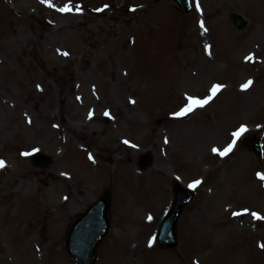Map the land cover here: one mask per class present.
<instances>
[{
    "label": "rangeland",
    "instance_id": "obj_1",
    "mask_svg": "<svg viewBox=\"0 0 264 264\" xmlns=\"http://www.w3.org/2000/svg\"><path fill=\"white\" fill-rule=\"evenodd\" d=\"M190 1L184 12L172 0H0V264H75L66 230L105 188L111 227L95 264H264V219L252 216L264 217V156L248 145L260 135L264 149V0ZM239 125L235 149L214 153ZM73 147L95 151L90 171ZM37 149L52 162L22 155ZM173 176L201 183L164 248L153 238ZM161 179L165 200L149 196Z\"/></svg>",
    "mask_w": 264,
    "mask_h": 264
},
{
    "label": "water",
    "instance_id": "obj_2",
    "mask_svg": "<svg viewBox=\"0 0 264 264\" xmlns=\"http://www.w3.org/2000/svg\"><path fill=\"white\" fill-rule=\"evenodd\" d=\"M181 8L188 11L190 0H174ZM233 21L237 28H241L246 20L240 14L233 15ZM259 153L258 144H256ZM35 164H45L50 161L49 157L38 155L34 158ZM144 162V161H142ZM143 164V163H142ZM176 198L170 212L164 219L160 227L157 241L160 245L171 247L177 244L175 226L178 217L181 214L183 206L189 202L194 192L182 188L179 185L175 187ZM109 193L103 195L98 201L93 203L87 212L83 213L75 220L67 233L66 250L78 264H94L96 260V248L99 242L109 229Z\"/></svg>",
    "mask_w": 264,
    "mask_h": 264
},
{
    "label": "snow or ice",
    "instance_id": "obj_3",
    "mask_svg": "<svg viewBox=\"0 0 264 264\" xmlns=\"http://www.w3.org/2000/svg\"><path fill=\"white\" fill-rule=\"evenodd\" d=\"M41 2H45V0H41ZM49 6H51L50 0H49ZM197 10H199L200 6L199 4L196 5ZM59 11L61 12H71L73 11V8L71 5H65L63 8H60ZM76 11L79 12L80 8L77 7ZM98 11H101V9H98ZM200 27L202 29H204L205 31H207V29L204 28V24L203 22L200 23ZM248 61H252L254 59L253 56H248L246 58ZM252 81L249 80L247 81L245 84L242 85L243 89H248L251 85H252ZM223 86L222 85H213L212 88L210 89V94L208 95L207 98L205 99H198V98H194V97H187L188 103L186 104V106L184 108H182L179 112H177L175 115L177 116H186L189 113L193 112L195 109L197 108H202L204 107L207 103H209V101L216 96V94L221 90ZM105 115H108V113H105ZM247 131V128L244 126H241L236 132L232 133V142L225 147L223 150L217 149V148H213V152L217 153L218 155H220L221 157H225L227 156L229 153H231L236 145L237 140ZM125 144H128L129 142L127 140L124 141ZM133 147H135V145H132ZM34 151H38L34 150ZM22 155L28 156L31 155V153H22ZM89 159L91 160L92 157L91 155H89ZM5 167V163L4 161L0 160V168ZM260 179L262 181H264V175H260ZM199 183H201L200 181H194L192 184L189 185L190 188H195ZM248 210L245 209V212H247ZM233 215H241V213H236L234 212ZM252 216L254 219H264V217H261L259 214L253 212ZM149 220L152 219L151 216L148 217ZM155 238H153L154 240ZM153 240L149 241V247L152 246ZM262 248H264V245H261Z\"/></svg>",
    "mask_w": 264,
    "mask_h": 264
},
{
    "label": "bare ground",
    "instance_id": "obj_4",
    "mask_svg": "<svg viewBox=\"0 0 264 264\" xmlns=\"http://www.w3.org/2000/svg\"><path fill=\"white\" fill-rule=\"evenodd\" d=\"M244 136V135H243ZM243 136H241V138H243ZM82 138L84 139V137L82 136ZM240 138V139H241ZM240 139L238 140V142L237 143H239L240 142ZM76 146V145H75ZM68 149V148H67ZM235 149V148H234ZM73 150H75V151H77L79 154H80V156H81V159L83 160V162L84 163H86L87 164V166H88V170L90 171V169H92V167L91 166H93L95 163H94V161H96V159H94V161L93 162H90L88 159H87V155H86V151H85V149H83V148H81V147H73ZM91 153L92 154H94L95 155V151H91ZM119 159H122V157H119ZM98 162V161H97ZM96 162V163H97ZM118 163H122V168H123V170H125V172L127 173L126 174V177H124V178H126V180H127V184H129L130 183V181H129V179H132V177H133V171H132V169H131V167H130V165H128L126 162H124V161H118ZM98 166V165H97ZM106 170V169H105ZM103 171V170H102ZM120 171V170H119ZM105 175L104 174H102L101 176H99L98 177V179H101V180H103V179H105L106 177H104ZM64 178V177H63ZM174 178V180L176 179V177H173ZM177 179L179 180V181H181L182 182V184H185V185H187V186H189V184L188 183H186V182H184L183 180H181L180 178H178L177 177ZM163 183V184H160V183ZM161 182L159 183V184H155L154 186H153V189L155 190L154 192L152 191V192H150L149 193V196L150 197H152V198H159V199H161V200H165V199H167V190H166V186H165V181L163 180V179H161ZM36 196V194L34 195V194H32L31 196H30V198L31 199H34V197ZM150 234V232H146V237H148V235ZM37 245V244H36ZM178 262V261H177Z\"/></svg>",
    "mask_w": 264,
    "mask_h": 264
}]
</instances>
